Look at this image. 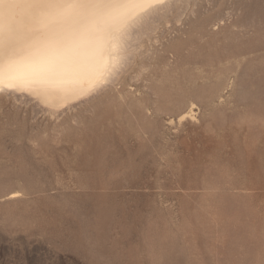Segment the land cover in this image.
Instances as JSON below:
<instances>
[{"label": "rangeland", "instance_id": "1", "mask_svg": "<svg viewBox=\"0 0 264 264\" xmlns=\"http://www.w3.org/2000/svg\"><path fill=\"white\" fill-rule=\"evenodd\" d=\"M192 6L125 102L0 92V264H264V0Z\"/></svg>", "mask_w": 264, "mask_h": 264}, {"label": "bare ground", "instance_id": "2", "mask_svg": "<svg viewBox=\"0 0 264 264\" xmlns=\"http://www.w3.org/2000/svg\"><path fill=\"white\" fill-rule=\"evenodd\" d=\"M198 1L0 4V92L31 102L49 117L77 115L115 95L125 102L130 82L155 63L158 48L153 45L177 29ZM197 33L203 38V30ZM191 116L192 104L177 118Z\"/></svg>", "mask_w": 264, "mask_h": 264}, {"label": "snow or ice", "instance_id": "3", "mask_svg": "<svg viewBox=\"0 0 264 264\" xmlns=\"http://www.w3.org/2000/svg\"><path fill=\"white\" fill-rule=\"evenodd\" d=\"M7 2L10 6L33 5L39 6L44 4H62V3H78L91 4L94 2H103V0H0V4ZM2 43V41H0Z\"/></svg>", "mask_w": 264, "mask_h": 264}]
</instances>
